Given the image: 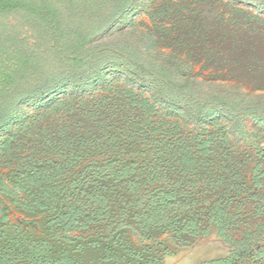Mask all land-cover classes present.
<instances>
[{
	"label": "trees",
	"instance_id": "obj_1",
	"mask_svg": "<svg viewBox=\"0 0 264 264\" xmlns=\"http://www.w3.org/2000/svg\"><path fill=\"white\" fill-rule=\"evenodd\" d=\"M135 3L0 0V264H81L86 250L98 251L105 264H161L131 246L132 239L168 235L181 250L213 230L232 251L204 264H245L252 256L251 242L264 225L244 230L239 240L233 230L251 199L255 216L264 217V163L248 166L226 127L213 123L217 113L196 109L199 129L189 132L143 94L107 78L127 68L131 79L157 84L160 95L177 101L188 90L166 66L128 68L137 54L128 45L120 55L87 50ZM225 5L161 0L148 13L153 49L223 73L233 55L252 50L243 41L264 33V19L230 4L221 10ZM11 17L22 20L14 26ZM258 60L250 56L251 72ZM5 199L22 214L41 216V234L11 225Z\"/></svg>",
	"mask_w": 264,
	"mask_h": 264
},
{
	"label": "rangeland",
	"instance_id": "obj_2",
	"mask_svg": "<svg viewBox=\"0 0 264 264\" xmlns=\"http://www.w3.org/2000/svg\"><path fill=\"white\" fill-rule=\"evenodd\" d=\"M135 1L133 10L128 11L125 17L117 19L106 30H103L89 43L87 50L100 47V49L116 51L115 54L120 55L119 48L128 45L134 53H137L135 57H127L128 68L131 69L135 65L146 71L149 66L164 65L172 74L178 76V79L174 80L180 86L187 88L188 92L181 91L180 94L178 93L180 98L173 101L170 97L160 95L157 84L142 85L139 81L131 79L126 67H124L126 70H110L107 73L108 80L121 90L131 88L136 93L143 94L161 112L171 114L180 120L189 132L199 129L192 116L196 109L200 108L204 113L206 111L217 113L219 116L215 117L213 123L218 122L226 127V133L232 146L241 158L249 160L248 166L252 167V164L257 161L264 163V140L262 139L264 137V33L262 37L251 36L243 41V44H247V48L252 46L253 51L241 50L240 53L233 55L231 57L233 59L228 63L229 67L223 73H215L211 68L203 72L201 65L191 67V63L184 56L172 54L169 49H153L154 44L149 41V36L153 33V25L148 13L158 6L161 0ZM223 2L264 19V0H223ZM226 5L221 6V10H225ZM21 18L11 17L9 22L17 26ZM24 26L25 31L28 32L27 35L32 36L33 32L30 28ZM30 41L34 43L35 39L31 38ZM250 56L259 59L260 67L254 72L249 70ZM92 93L100 96L102 92ZM23 107L31 113L34 112L31 104H24ZM251 114L253 115L250 116ZM205 127L211 128L209 123H206ZM258 143L263 151V158L258 155V153L261 154L257 148ZM2 172L0 170V174ZM259 197L264 198V185ZM5 202L11 209L7 214L11 225L20 226L27 234H41L44 224L41 216L22 214L11 206L7 199ZM243 220V223L233 230L236 240L241 239L242 232L249 228L255 233L257 223L264 225V217L255 216L252 199L246 203ZM23 222L31 224L25 225ZM132 245L138 251H146L145 255L158 257L162 261L161 264H204L227 258L232 251L231 247L218 237L215 230L208 237L197 241L192 247L181 250L175 249L168 235H157L155 241L144 243L133 238ZM250 250L252 256L245 264H264V255L259 256L264 250V231L254 236ZM100 257L98 251L86 250L78 256V259L81 264H105L100 262Z\"/></svg>",
	"mask_w": 264,
	"mask_h": 264
}]
</instances>
